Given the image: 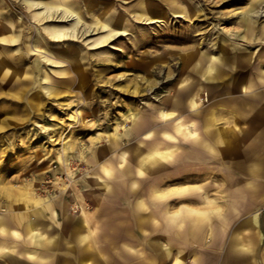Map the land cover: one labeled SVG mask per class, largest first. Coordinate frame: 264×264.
Listing matches in <instances>:
<instances>
[{"label":"rangeland","instance_id":"1","mask_svg":"<svg viewBox=\"0 0 264 264\" xmlns=\"http://www.w3.org/2000/svg\"><path fill=\"white\" fill-rule=\"evenodd\" d=\"M70 1L68 5L63 0H0V23L11 24L13 35L0 42L5 46L3 57L8 66L24 73L23 82L13 86L0 80V212L15 210L24 213L23 219L36 220L48 236H55L57 248L50 252L56 264H73L75 243L69 233L74 222L82 223L83 210L88 218L94 217L91 226L96 231L103 218V192L80 179L99 172L100 160L116 165L114 154L124 142L123 132L131 128L137 112L155 116L151 107L166 105L163 99L167 92L175 93L186 55H196L193 62L199 64L202 53L219 56L224 44L235 42L253 52L241 73L255 82L250 93L255 96L232 91L219 80L210 83L199 115L180 110L201 128L200 140L168 141L178 153L157 173H167L161 174L160 189L204 186L211 201L201 204L171 195L163 201L169 210L186 205L223 212L234 204L235 191L239 192L238 208L244 207L249 194L256 202L264 200V101L260 99L264 83L257 81L264 76V36H252L249 42L241 38L249 19L256 31L264 23V0ZM146 5L151 14L164 11L166 17L154 22L145 19L152 17ZM119 15L128 29L109 37ZM68 46L78 50L74 63L53 51ZM201 72L191 73L190 78L196 79ZM233 125L242 127L236 137L228 131ZM112 140L117 143L115 151H103ZM202 143L209 146L203 154L197 152ZM183 161L192 167L183 170L189 171L185 178L180 174ZM251 163L260 164V173L248 174ZM64 191H70L69 196ZM137 199H145L147 210L154 206L146 194L129 195L128 204ZM63 202L74 215L70 222L63 218ZM261 205L264 201L254 209ZM230 215L228 231L234 225ZM210 218L213 225L218 223L214 214ZM150 220L146 215L141 225L146 239L156 237ZM124 228L136 241L130 224ZM161 234L159 240L165 244ZM100 237L107 244L103 233ZM248 246L244 251L264 257L263 247ZM95 256L99 264L116 260L112 254L108 263L96 251Z\"/></svg>","mask_w":264,"mask_h":264},{"label":"crops","instance_id":"2","mask_svg":"<svg viewBox=\"0 0 264 264\" xmlns=\"http://www.w3.org/2000/svg\"><path fill=\"white\" fill-rule=\"evenodd\" d=\"M245 24V34H242L241 38L246 39L247 42L251 41L252 36L256 37L258 34L264 36V23L259 25L258 31L250 19ZM254 32H256L255 35ZM234 45L239 46L243 53H237L240 54L238 59L237 54L234 53L232 63L229 61L222 64L220 76L213 81L204 78L205 65L204 68L201 66L202 72L201 68L198 70L194 67V70L187 72V69L182 67L181 79H186L190 92L194 94L197 91L201 94L200 92L209 88L210 83H218L216 80H219L221 84L224 83L232 91H240L247 95L252 92L255 82L241 73V67L243 64L250 63L253 52L247 45L236 42ZM219 51V56L225 53L222 48ZM228 53L226 54L227 58H231L230 49ZM247 53L250 55L249 61L243 58ZM188 56L189 54L186 55V59ZM199 71L201 73L196 79L190 78L191 73H199ZM237 72L240 73V76L236 74ZM226 73L229 76L225 78ZM181 79L175 87V93L172 92L174 98H171L169 105L151 107L155 116L137 112L131 128L122 134L121 139L124 142L121 146L119 145L120 147L114 154L115 166L108 159L100 160L98 162L99 172L94 170L90 176L80 179L84 185L95 187L103 192L100 205L103 218L100 224H96L95 227H99V230L96 231L91 226L94 217L88 218L83 210L82 214L84 215L80 220L82 223L74 222L72 234L69 233L75 243L76 257L73 264H99L95 258L97 257L95 251L101 255L105 263L109 262L110 254L115 255L116 260L112 259L114 264H175L176 261H179L178 264L264 263V257H253L249 252L244 251L246 247L249 248V244L252 249L264 248V205L254 209L255 204L257 206V203L264 201L263 198L256 202L253 194H249L243 200L244 207L242 208V204H240L241 207L238 208L237 194L239 192L235 191L234 204L229 205L223 212L219 208L207 210L186 205L169 210L167 203H163L171 195H177L181 200L201 204L211 202L204 193V186L184 187L170 192L168 189H160L163 181L161 174L167 173H159V176L157 172L167 168L165 162L170 161L178 153L177 149L174 150L170 147L168 141H196L201 138L198 133L201 128L194 120L183 117V113L180 112L186 108V111L191 114L199 115L201 113L199 107L197 112H194L187 107L185 102L181 105L173 103V100L182 92L179 86ZM257 81L264 83V76L259 75ZM243 84L246 87L245 91L242 90ZM250 95L255 96L254 94ZM260 99L264 101V96ZM168 108L177 110L179 116L175 119H165L160 111ZM156 119L167 122L158 124ZM240 129L242 127L236 129L233 125L228 131L233 132L232 135L236 137V132ZM204 132L202 130V133ZM116 144L115 140L109 141L101 150L113 152L116 149ZM208 148V145L202 143L197 148V152L203 154V151ZM180 165H182L180 174L185 178L189 171L183 170H192V167L184 161ZM260 171V164L251 163L249 165L248 174L256 175ZM141 172L144 173V176L140 175ZM151 174L154 175L150 177ZM144 182H148L147 186H143ZM248 183L252 186L254 180L252 179ZM70 191H64L66 197L69 196L68 192ZM136 194L148 195L149 200L154 204L152 209L147 210L148 204L145 199H137L130 206L128 197ZM211 214L218 217L216 225H213L211 221ZM230 214L234 216V225L228 231L226 229L229 227L230 221L227 218ZM146 215L151 217V232L156 236L152 239H146V232L141 230ZM23 217H25L23 212L15 210H9L3 214L0 212V264H56L55 256L50 252L57 248L55 236H48L45 229L36 220L27 219V217L23 219ZM63 218L69 222L74 219V215L69 212L65 202H63ZM128 223L136 241L130 239L131 233L125 230L127 228H124ZM102 233L109 239L106 241L107 244L100 242ZM161 233L166 240L165 244L159 240ZM83 234H87L88 239L82 242ZM68 243L66 241V244ZM61 245L65 248V243ZM67 247L70 249V245ZM227 248L230 250L229 252H227ZM238 252L242 255L237 256ZM66 253H70V251H66Z\"/></svg>","mask_w":264,"mask_h":264},{"label":"bare ground","instance_id":"3","mask_svg":"<svg viewBox=\"0 0 264 264\" xmlns=\"http://www.w3.org/2000/svg\"><path fill=\"white\" fill-rule=\"evenodd\" d=\"M64 3L70 5L71 4V1L70 0H63V4ZM150 11H151V9L148 8V6H147V12L149 14H151ZM154 12L155 13H152L151 14L152 17H147L145 19H148V20L154 22V21H157V20H159V19H161L163 17L164 18L166 17L165 14H164V11H161L159 13L156 12V11H154ZM142 13L143 12H139V14H140L139 17L140 18L143 17V14ZM176 15H179V14H176ZM112 26H113L112 28L115 29V32H113L112 34H110L109 37H112L113 35L122 34V33H124L125 30L128 29V26L126 25V23L124 21V18L121 15H119L116 19H114V21L112 22ZM11 27H12L11 24L10 25H4L2 22L0 23V42L13 38ZM113 29H111V30H113ZM225 40H226V38H225ZM4 48H5V46L0 45V80L5 81V82L8 81L11 84V86H13L12 83H14V84H17L19 82L22 83L23 81H21V80H23V79H22V75L21 74H24V73H22V70L21 69L11 68L10 66H8L5 63V60H4V57H3ZM229 49H230V54H232L231 58H229V57L227 58V56H226V54L228 53V50ZM222 50H223V52H225L224 53L225 55L223 54L222 56H215V55L209 56L206 53H202L203 54L202 55V58H203L202 61L203 62L202 63L200 62L199 64H195L193 62L194 57H196V55L189 53V56L185 60V62L187 64L185 63V65H183V66L187 69V72H190V71L194 70L195 68L199 70L201 68V66H204L205 65V68L203 70V76H204V78L206 80H212L213 81V79L217 78L221 74V67L220 66L222 64H224L225 62L231 61V63H232L233 62V55H234V53L237 54V53L242 52V49L239 48V46L234 45V43L231 44V45L228 44V43L227 44H224ZM53 51H54V53L58 57L63 58V59H66V60H68L71 63H74V61L76 60V57H77V53H78V50L76 48L69 47V46L66 47V48H63V49L55 48ZM238 56L240 57V54H237V59L239 58ZM249 57H250V55L248 53H247V55L243 56V58L247 59L248 61H249ZM204 59H205V62L206 63L204 62ZM190 61H192L193 64L190 63ZM26 78H28V77H26ZM187 81H189V80H187ZM179 86H180V89H182L181 90L182 91L181 92L182 94L180 93L173 100V103H175V104L181 105L182 103L185 102V104L187 105V107L190 110H192L194 112H197L198 107H199V104L200 103H203L206 100H208L209 95L205 91L200 92L201 94H199L197 91L194 94L192 92H190V89L188 87L189 85H187L186 79H184V78H182L181 81L179 82ZM242 90L243 91L246 90V87H245L244 84L242 85ZM171 98H174V96H172V92H167V94L165 95V97L163 99V103L166 104V105L167 104L169 105V102H170ZM160 112L162 113V115H163L164 118L165 117H168V119H175V118H177L179 116V112L177 110L171 109V108L163 109ZM173 114H175V115H173ZM67 187H69V185H67ZM38 237H41V235H38ZM87 239H88V235L87 234H83L82 237H81V241L83 242V241H86ZM178 262L179 261H176L175 264H178ZM88 264H90V263H88Z\"/></svg>","mask_w":264,"mask_h":264},{"label":"snow or ice","instance_id":"4","mask_svg":"<svg viewBox=\"0 0 264 264\" xmlns=\"http://www.w3.org/2000/svg\"><path fill=\"white\" fill-rule=\"evenodd\" d=\"M173 115H175V114H173ZM165 119H168V117H165ZM193 138H195V137H193ZM168 139H171V137H168ZM140 175H141V176H144V173L141 172Z\"/></svg>","mask_w":264,"mask_h":264}]
</instances>
